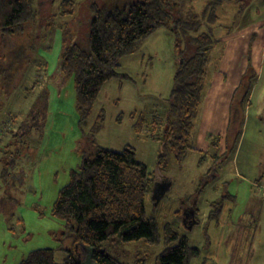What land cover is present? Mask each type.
I'll list each match as a JSON object with an SVG mask.
<instances>
[{
  "label": "rangeland",
  "instance_id": "374dc122",
  "mask_svg": "<svg viewBox=\"0 0 264 264\" xmlns=\"http://www.w3.org/2000/svg\"><path fill=\"white\" fill-rule=\"evenodd\" d=\"M60 1L51 7L44 0L42 12L46 14L49 7L58 12ZM103 1L71 0L72 14L48 20L53 22L51 28L30 25L8 46L0 45V56L7 63L11 50L24 56L12 82L3 78L0 82V264H17L41 247L62 249L56 253L60 260L63 250L73 247L63 222L51 212L52 204L71 171L79 168L83 157L92 155L96 145L114 151L128 146L151 175L160 177L157 161L179 50L188 57L192 45L183 34L156 29L135 53L120 59L117 71L125 77L105 82L89 114L82 117L74 76L59 67L62 34L70 42L83 43L82 29L92 18L90 5ZM215 2L209 10L215 19L205 18L197 31L211 33L217 42L208 53L201 102L192 119L188 138L192 148H187L182 161L167 153L164 176L145 194V212L157 221L160 231L168 224L199 249L189 264H264V201L255 217L256 204L264 199L263 58L259 71L252 62L248 65L251 41L264 27V1L186 0L180 8L184 17L201 15L207 4ZM189 30V35L196 34ZM242 79L250 86L248 114L239 110L235 98L242 90ZM139 117L141 126L136 130ZM260 172L261 185L248 180ZM156 182L168 189L159 200ZM222 197L219 217L209 219L215 208L211 202ZM190 198L195 199L199 222L187 227L177 210ZM106 247L121 262L153 264L163 243L130 241ZM74 248L88 264L89 247L76 244Z\"/></svg>",
  "mask_w": 264,
  "mask_h": 264
},
{
  "label": "trees",
  "instance_id": "16d2710c",
  "mask_svg": "<svg viewBox=\"0 0 264 264\" xmlns=\"http://www.w3.org/2000/svg\"><path fill=\"white\" fill-rule=\"evenodd\" d=\"M43 1L0 0L2 49L30 25L51 28L53 22L48 20L72 14L71 0H61L58 12L53 13L49 7L47 15L40 6ZM185 1L104 0L101 5L92 2V18L86 29H82L83 43L77 39L70 42L68 36L62 34L59 67L63 73L74 76L76 105L82 117L89 114L105 82L125 77L117 71L120 59L135 53L141 42L156 29L164 27L175 35L183 34L192 48L188 57H184L185 50H179L181 58L173 76L170 109L162 135L163 150L157 161L160 177L151 175L145 165L136 160L132 148L127 146L114 151L96 145L92 155L83 157L79 168L71 171L69 182L59 189L52 204L51 212L63 222L73 247L64 249L60 260L56 257L60 248H35L17 264H83L74 248L76 244L89 247V264H127L109 254L106 246L130 241H144L149 245L162 242L163 248L153 264H189L192 257L199 255V249L170 225L165 224L160 231L157 221L146 215L144 206L145 194L167 170V153L172 152L176 161H182L187 148H192L188 144L192 119L201 102L208 53L217 42L211 33L197 32L205 18L215 19L216 15L209 10L217 2L207 4L201 15L184 17L180 6ZM49 2L52 7L55 0ZM43 17L45 22H42ZM189 29L196 34L189 35ZM10 53L12 58L8 63L0 56V82L1 78L5 83L12 82L20 61H23L20 50ZM240 82L245 98L250 89L249 81L242 79ZM100 117L101 113L98 120ZM140 121L139 117L134 124L136 130L141 126ZM221 203L220 199L212 205L217 210ZM177 213L180 216V212ZM137 264L144 263L139 261Z\"/></svg>",
  "mask_w": 264,
  "mask_h": 264
},
{
  "label": "crops",
  "instance_id": "0c3cea01",
  "mask_svg": "<svg viewBox=\"0 0 264 264\" xmlns=\"http://www.w3.org/2000/svg\"><path fill=\"white\" fill-rule=\"evenodd\" d=\"M258 30L259 31H257L256 34H255V38L251 41V44H250V46H251L250 49H251V51L253 53H252V58H250V60L248 61V65L250 64V62L253 63L251 66H253L256 71H259L261 65H263L262 58H263V62H264V27L260 26V29L258 28ZM248 44H249V42H248ZM224 58H225V54L223 55L222 63L225 62ZM245 65H247V62H246ZM248 95H250V94L248 93L247 96L244 98L243 91L241 90V92L235 97L236 99L238 98L237 99V105L239 107V110H241L245 114L249 113V107H250V104H251L250 102H248V98H249ZM242 102H243V105H242ZM233 106L234 105L232 104V107ZM258 161H261V160L259 159ZM162 177L163 176H161V178ZM241 177L247 178L246 175H241ZM261 177H262V173L260 172V173H258V175H255L254 178H252V179H248L247 178V179L256 181L255 182V183H257L256 185L259 186V185H261V182L259 181V179L261 180ZM167 190L168 189H166L164 191V194L167 192ZM163 195H161L160 197H162ZM225 195L231 197L229 195V193L225 194ZM224 197L220 198L222 200V202L225 199ZM230 199L234 200V198H230ZM184 201L185 202H183V204H182L183 207L179 208V210H177V211L180 212V215L183 217V220L186 223V226L187 227H191V225H195L196 223L199 222L198 215H197L198 211H197L196 202H195V199L192 201L191 198H190V200L186 199ZM263 201H264V199L260 198V202L258 204H256V215H255V217L259 216V212L257 210L258 209V205L259 204H263ZM214 202L215 201L211 202V204L214 203ZM185 203H188V206H185V205H187ZM189 205H191V208L189 207ZM213 206H214V204H213ZM219 210L220 209H218V208H217V210L213 209L212 211H214V212L212 214H210L211 212H209L208 218L210 219L213 216L219 217V215H220V212H218ZM188 213H189V215H188ZM90 262L91 261L89 260L87 263L89 264Z\"/></svg>",
  "mask_w": 264,
  "mask_h": 264
},
{
  "label": "water",
  "instance_id": "95a60500",
  "mask_svg": "<svg viewBox=\"0 0 264 264\" xmlns=\"http://www.w3.org/2000/svg\"><path fill=\"white\" fill-rule=\"evenodd\" d=\"M159 183L160 182H156L155 183L156 187H154L155 188L154 190L156 192V195H155L156 200H159L160 196L163 195L164 194V191L166 190V187L165 186L163 187V189H161L162 184H159ZM157 184H158V186H157Z\"/></svg>",
  "mask_w": 264,
  "mask_h": 264
},
{
  "label": "flooded vegetation",
  "instance_id": "af4514ba",
  "mask_svg": "<svg viewBox=\"0 0 264 264\" xmlns=\"http://www.w3.org/2000/svg\"><path fill=\"white\" fill-rule=\"evenodd\" d=\"M188 215H189V213H188Z\"/></svg>",
  "mask_w": 264,
  "mask_h": 264
}]
</instances>
